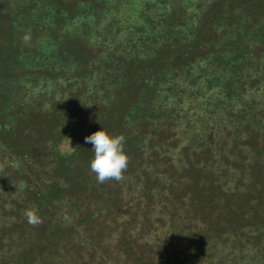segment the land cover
<instances>
[{
	"label": "trees",
	"instance_id": "1",
	"mask_svg": "<svg viewBox=\"0 0 264 264\" xmlns=\"http://www.w3.org/2000/svg\"><path fill=\"white\" fill-rule=\"evenodd\" d=\"M0 264H264V0H0Z\"/></svg>",
	"mask_w": 264,
	"mask_h": 264
},
{
	"label": "clouds",
	"instance_id": "2",
	"mask_svg": "<svg viewBox=\"0 0 264 264\" xmlns=\"http://www.w3.org/2000/svg\"><path fill=\"white\" fill-rule=\"evenodd\" d=\"M23 41L28 43L30 36L24 35ZM85 143L92 145L94 158L91 160L90 168L95 173L98 183L103 184L109 180L117 182L124 179V172L129 164V157L125 152L123 135L110 136L106 131L99 130L85 137ZM23 215L32 226L42 223V219L34 207L24 210Z\"/></svg>",
	"mask_w": 264,
	"mask_h": 264
},
{
	"label": "crops",
	"instance_id": "3",
	"mask_svg": "<svg viewBox=\"0 0 264 264\" xmlns=\"http://www.w3.org/2000/svg\"><path fill=\"white\" fill-rule=\"evenodd\" d=\"M60 148H61V151L69 153L73 150V144L71 141L69 142L67 141V142L62 143Z\"/></svg>",
	"mask_w": 264,
	"mask_h": 264
},
{
	"label": "rangeland",
	"instance_id": "4",
	"mask_svg": "<svg viewBox=\"0 0 264 264\" xmlns=\"http://www.w3.org/2000/svg\"><path fill=\"white\" fill-rule=\"evenodd\" d=\"M44 86H45V88H47V89H50V87H52V85H51L49 82H45V83H44ZM33 90L36 91V89H33Z\"/></svg>",
	"mask_w": 264,
	"mask_h": 264
}]
</instances>
